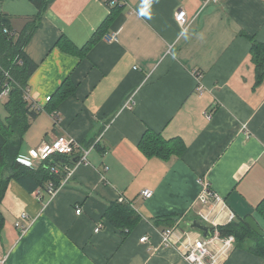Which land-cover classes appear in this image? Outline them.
Masks as SVG:
<instances>
[{
	"label": "crops",
	"instance_id": "1",
	"mask_svg": "<svg viewBox=\"0 0 264 264\" xmlns=\"http://www.w3.org/2000/svg\"><path fill=\"white\" fill-rule=\"evenodd\" d=\"M148 3L150 18L140 15L142 0H127L108 34L82 52L111 14L104 0H0V15L17 32L43 14L24 48L38 66L28 89L39 115L23 153L61 135L92 148L89 163L53 201L43 190L31 194L9 183L0 205L6 264H188L183 246L205 236L188 226L201 222L196 205L204 182L236 222L252 217L264 232V79L258 82L245 36L264 44V0ZM182 9L184 26L176 20ZM68 79L75 94L51 112ZM147 131L174 139L182 154L147 155L140 147ZM145 190L153 196L144 198ZM121 199L141 219L126 236L104 218ZM22 214L32 223L24 236L16 227ZM166 216L176 221L171 248L162 243L166 228L155 226ZM257 242L236 243L223 264H264Z\"/></svg>",
	"mask_w": 264,
	"mask_h": 264
},
{
	"label": "trees",
	"instance_id": "2",
	"mask_svg": "<svg viewBox=\"0 0 264 264\" xmlns=\"http://www.w3.org/2000/svg\"><path fill=\"white\" fill-rule=\"evenodd\" d=\"M38 4L42 6L41 2H38ZM124 8L125 5L121 4L112 7L111 14L91 41L81 50L82 52L101 41L108 34L109 29ZM42 15L41 12V15L30 19L21 32L15 31L10 20L0 15V92L5 85L9 84L11 86L10 95L5 103L7 116L5 118L0 116V205L5 198L11 181L18 182L31 194L37 190L46 192L49 181L59 185L63 177L62 175L54 176L51 173L50 169L53 165L75 164L74 156L65 155L55 156L53 161H45L38 169L31 168L19 160L21 156L28 155L23 153L25 136L31 127L32 121L39 115L38 111L25 98L26 91L29 90V80L38 66L26 55L24 48L36 31ZM245 36L253 43L252 55L260 72L258 77L260 83L264 79V44L258 43L252 36L247 34ZM75 92L76 86L70 79L66 80L55 95L57 101L51 112L62 101L73 96ZM50 104H52V101H50ZM173 141L175 140L166 141L161 134L147 131L140 147L149 156L157 155L167 158L173 152L180 156L182 151L179 152V149H182V145L177 146L178 142L174 143ZM104 218L110 221L125 236L141 221L140 216L130 203L125 202L110 205L104 214ZM175 222L174 218L170 216L160 217L155 222V226L157 228H172ZM4 227L5 218L0 211V232ZM219 232L222 237L234 236L239 244L243 243L248 237H255L258 242L254 252L264 259V238H259L251 230L246 223V219H242L240 223L235 221L229 225L221 226Z\"/></svg>",
	"mask_w": 264,
	"mask_h": 264
},
{
	"label": "built area",
	"instance_id": "3",
	"mask_svg": "<svg viewBox=\"0 0 264 264\" xmlns=\"http://www.w3.org/2000/svg\"><path fill=\"white\" fill-rule=\"evenodd\" d=\"M109 7L117 5H126L127 0H104ZM226 0H204V6L211 4H219ZM176 20L181 25L187 24V13L185 10L177 12ZM5 32H7L5 30ZM11 86L5 85L0 92V102L5 101L10 95ZM26 100L29 102L30 94L29 90L26 91ZM47 101H51V97L47 98ZM56 124H58V116L54 112L52 115ZM246 128V126H244ZM92 148L84 147L79 141L61 135L52 142L43 143L38 148L30 149L27 156H21L20 161L25 165L38 169L45 161H53L55 156H76L79 155V159L75 164L64 163L55 164L51 167V173L54 176L62 175V180L59 185L49 181L46 186V193L49 196V201H53L64 185L73 177L77 167L82 164H88V156ZM77 158V157H76ZM75 158V159H76ZM202 183V182H201ZM203 190L201 192L198 204L196 205V212L201 222L209 225L213 228V232L209 237L202 236L196 241L188 240V244L183 246L181 251L182 256L188 264H223L230 253L236 246V238L234 236L222 237L219 232V227L229 225L236 221V215L231 211L223 197L216 193L208 182H204ZM144 198H151L153 192L151 190L143 191ZM42 201L43 197H39ZM121 203L126 202L124 199L120 200ZM50 203V202H49ZM49 204L46 202L44 208ZM227 212L228 215L225 219H222V214ZM83 210L81 207H77L76 214L82 215ZM32 223L28 222V216L22 214L16 223V227L20 229L21 236H24L30 229ZM100 231V227L96 229V232ZM176 236V228H166L161 232L162 243L165 247H173ZM147 237L141 239V242H146ZM0 264H6V259L0 257Z\"/></svg>",
	"mask_w": 264,
	"mask_h": 264
},
{
	"label": "water",
	"instance_id": "4",
	"mask_svg": "<svg viewBox=\"0 0 264 264\" xmlns=\"http://www.w3.org/2000/svg\"><path fill=\"white\" fill-rule=\"evenodd\" d=\"M78 159L79 157L75 159V162H77ZM246 223L253 232H255L258 236L264 238V232L262 231V229L259 227V225L256 223V221L252 217L246 218ZM188 226L190 227V229H196V230L203 232L205 237H209L213 232V228L208 227L207 225L199 221H196V220L189 222Z\"/></svg>",
	"mask_w": 264,
	"mask_h": 264
},
{
	"label": "clouds",
	"instance_id": "5",
	"mask_svg": "<svg viewBox=\"0 0 264 264\" xmlns=\"http://www.w3.org/2000/svg\"><path fill=\"white\" fill-rule=\"evenodd\" d=\"M148 6H149V3H148V0H142V7L140 9V15L141 16H148L150 18V15H149V12H148ZM181 35L187 37V30H183L181 32Z\"/></svg>",
	"mask_w": 264,
	"mask_h": 264
},
{
	"label": "rangeland",
	"instance_id": "6",
	"mask_svg": "<svg viewBox=\"0 0 264 264\" xmlns=\"http://www.w3.org/2000/svg\"><path fill=\"white\" fill-rule=\"evenodd\" d=\"M7 100L8 99H5V101L0 102V116H5L6 115V112H5V103L7 102Z\"/></svg>",
	"mask_w": 264,
	"mask_h": 264
}]
</instances>
